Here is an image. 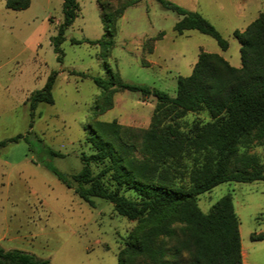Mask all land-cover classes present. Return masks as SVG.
Returning a JSON list of instances; mask_svg holds the SVG:
<instances>
[{"label": "rangeland", "instance_id": "rangeland-1", "mask_svg": "<svg viewBox=\"0 0 264 264\" xmlns=\"http://www.w3.org/2000/svg\"><path fill=\"white\" fill-rule=\"evenodd\" d=\"M77 1L80 10L65 30L58 62L50 37L62 20V0H31L23 10L6 8L5 0H0V141L22 135L0 147V241L47 258L50 264H117L124 240L142 223L117 215L104 199L93 197V205L83 201L48 166L66 174L78 172L81 154L92 152L86 140L91 126L115 120L145 128L156 101L120 90L102 111L105 91L72 70L104 78L118 74L123 81L147 84L173 96L177 77L190 74L202 50L240 65L239 42L232 32L264 14V0H169L210 21L227 39L225 50L196 30L177 33L173 25L180 16L157 0H140L122 10L109 49L72 43V38L99 39L105 28L97 0ZM100 1L117 8L124 0ZM53 70V103L39 102L31 117L26 99ZM207 120V110L188 111L180 123ZM251 151L264 165V145ZM134 155L141 158L137 150ZM90 166L97 172L103 165ZM122 191L133 196L130 190ZM227 193L239 219L243 264H264V180L220 183L199 194L197 204L207 212Z\"/></svg>", "mask_w": 264, "mask_h": 264}, {"label": "trees", "instance_id": "trees-1", "mask_svg": "<svg viewBox=\"0 0 264 264\" xmlns=\"http://www.w3.org/2000/svg\"><path fill=\"white\" fill-rule=\"evenodd\" d=\"M140 0H124L117 8L101 3L102 37L71 39L72 43L113 44L116 20L122 10ZM180 18L177 33L196 30L213 38L225 50L228 41L197 11L169 1L157 0ZM31 0H5V7L23 10ZM62 20L50 44L56 60L62 62L65 30L79 13L77 0H62ZM239 42L240 65L233 66L215 52L200 51L190 74L178 76L175 94L147 84L123 81L118 74L108 78L89 77L105 91L111 106L112 94L120 90L139 92L143 99L153 96L155 106L145 128L97 122L87 132L92 152L82 153V166L73 174L48 169L83 201L93 205V197L112 204L117 215L142 223L117 252V264H243L239 219L232 196L227 193L203 212L197 196L228 181L264 180V165L251 149L264 145V14L256 16L244 29H234ZM56 71L44 85L33 90L26 101L32 117L39 102L53 103L52 87ZM207 110L210 120L182 125L188 111ZM31 127V123L29 124ZM22 135L0 141H17ZM141 158L134 155V151ZM52 154L54 151L49 150ZM91 163L103 166L94 172ZM132 191L133 196L124 194ZM184 259V261H182ZM0 264H50L49 259L19 249L0 246Z\"/></svg>", "mask_w": 264, "mask_h": 264}, {"label": "crops", "instance_id": "crops-1", "mask_svg": "<svg viewBox=\"0 0 264 264\" xmlns=\"http://www.w3.org/2000/svg\"><path fill=\"white\" fill-rule=\"evenodd\" d=\"M6 232V231H5ZM13 240V239H12ZM4 244L5 243H2L1 241H0V246H2L3 248H5V249H9V248H14V247H12V246H4Z\"/></svg>", "mask_w": 264, "mask_h": 264}]
</instances>
